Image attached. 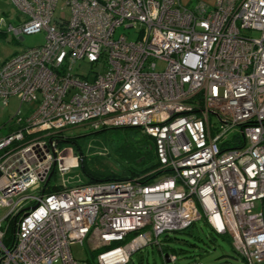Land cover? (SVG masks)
<instances>
[{"label":"built area","instance_id":"built-area-1","mask_svg":"<svg viewBox=\"0 0 264 264\" xmlns=\"http://www.w3.org/2000/svg\"><path fill=\"white\" fill-rule=\"evenodd\" d=\"M9 1L23 17L9 30L45 40L0 63L1 105L20 102L0 138V264H129L201 217L245 264H264V0ZM121 26L136 38L115 37ZM82 59L92 78L73 72ZM78 125L138 128L157 167L68 185L81 154L59 143ZM83 242L95 261L72 257Z\"/></svg>","mask_w":264,"mask_h":264},{"label":"rangeland","instance_id":"rangeland-1","mask_svg":"<svg viewBox=\"0 0 264 264\" xmlns=\"http://www.w3.org/2000/svg\"><path fill=\"white\" fill-rule=\"evenodd\" d=\"M58 6L60 7L61 3ZM54 17L66 19L68 13L57 9ZM22 20L23 17L11 1L0 0V63L25 48L44 43L43 32L24 35L23 39H19L9 30V26L17 28ZM136 31L135 28L121 26L115 31V37L122 33L128 39L134 40L137 36ZM251 35L257 36L258 34L252 32ZM164 68L165 62L156 61L157 70L161 71ZM92 69L94 66L85 59L78 60L73 65L74 73L90 75V78H92ZM19 104L20 102L14 97L9 98L8 105L5 107L0 103V138L14 129L13 118ZM32 106V104L23 103L18 117H26ZM61 137L72 140L61 141L60 149L80 152L87 167L100 170L101 165L104 164L122 179H131L133 171L151 167L155 163L152 152L154 143L149 137L141 134L138 128H106L95 131L89 125H78L63 129ZM138 153L144 159L139 157ZM64 178L68 185L87 181L81 168L69 170ZM53 181L59 184L60 177H54L51 182ZM2 214L3 210L0 211V216ZM209 229L205 219L201 217L195 221L193 227L186 231L160 234L157 237L158 245L152 242L142 247L131 255L129 264H165L162 257H167V252L161 248H169L175 254V261L167 262V264H245L244 259L233 250L232 243L227 236L209 234ZM193 234H198L199 237L194 238ZM165 235H168L170 239L165 240ZM70 251L75 259L91 261H95L98 252L91 250V245L87 242L71 245Z\"/></svg>","mask_w":264,"mask_h":264},{"label":"trees","instance_id":"trees-1","mask_svg":"<svg viewBox=\"0 0 264 264\" xmlns=\"http://www.w3.org/2000/svg\"><path fill=\"white\" fill-rule=\"evenodd\" d=\"M138 136V135H137ZM148 137V136H147ZM150 138V137H149ZM153 142V139L150 138ZM72 139L70 138H64V141H71ZM153 150H154V145H153ZM153 152V156L155 158V153L154 151ZM80 153V152H79ZM81 154V153H80ZM140 154L138 153V156ZM143 156V154H142ZM141 157V156H139ZM142 159H144V157H141ZM157 167V163H156V159H155V163L153 164V166L151 167H148V168H144V169H141L140 170H137V171H133V177H136V176H141V175H144V174H147V172L155 169ZM79 168L82 169L83 173L85 174V176L87 177V183H94V182H98V181H111V180H120L122 178H119V176L112 170H110L108 167L104 166V164L101 165V169L100 170H96V169H93V168H89L87 167L85 164H84V157L81 156L80 157V164H79ZM78 168V169H79ZM108 168V169H107ZM154 173H151V174H148L146 175L145 177H143V180L144 181H147V180H150L152 177H153ZM57 188H49L48 186L46 187L45 189V193H49V192H52L54 190H56ZM195 224V222L190 226V227H193ZM207 224V223H206ZM189 227V228H190ZM189 228L185 229V230H182L183 231H186L188 230ZM210 228V227H209ZM202 229V228H201ZM177 232H180V231H177ZM209 234H216L211 228L209 229L208 231ZM219 235V234H217ZM194 238H198L199 235L198 234H193L192 235ZM211 236V235H210ZM165 240H168L170 239V237L168 235H165L164 237ZM229 239V238H228ZM157 246V245H156ZM233 248V247H232ZM162 250H164L165 252H167L168 254H173L169 249V248H161ZM234 250V249H233ZM235 251V250H234ZM175 255V254H174ZM89 260V259H88ZM162 260L164 261V258L162 257Z\"/></svg>","mask_w":264,"mask_h":264},{"label":"crops","instance_id":"crops-1","mask_svg":"<svg viewBox=\"0 0 264 264\" xmlns=\"http://www.w3.org/2000/svg\"><path fill=\"white\" fill-rule=\"evenodd\" d=\"M183 3H185L188 6H192L197 0H181ZM204 2L211 4L214 0H203Z\"/></svg>","mask_w":264,"mask_h":264},{"label":"water","instance_id":"water-1","mask_svg":"<svg viewBox=\"0 0 264 264\" xmlns=\"http://www.w3.org/2000/svg\"><path fill=\"white\" fill-rule=\"evenodd\" d=\"M52 174H53V172H51V173L49 174V176L47 177V179H46V181H45V184H44V185H46V184H47V182H48V181H49V179L51 178Z\"/></svg>","mask_w":264,"mask_h":264}]
</instances>
